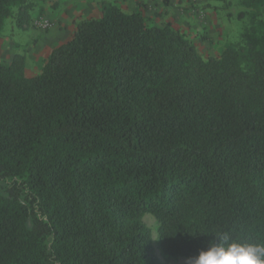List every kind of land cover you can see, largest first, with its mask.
I'll list each match as a JSON object with an SVG mask.
<instances>
[{
    "label": "trees",
    "instance_id": "trees-1",
    "mask_svg": "<svg viewBox=\"0 0 264 264\" xmlns=\"http://www.w3.org/2000/svg\"><path fill=\"white\" fill-rule=\"evenodd\" d=\"M31 7L0 0V30ZM100 10L36 75L0 60V264H166L146 213L166 257L264 244V27L205 58L169 22Z\"/></svg>",
    "mask_w": 264,
    "mask_h": 264
},
{
    "label": "rangeland",
    "instance_id": "rangeland-1",
    "mask_svg": "<svg viewBox=\"0 0 264 264\" xmlns=\"http://www.w3.org/2000/svg\"><path fill=\"white\" fill-rule=\"evenodd\" d=\"M31 2L25 26L20 24L17 15H13L5 20L0 30V60L7 64L14 55L23 56L27 76L40 72L49 50L62 42L68 33L58 24L41 28L36 23L40 18L52 17L48 11L56 1ZM142 9L149 24L171 23L194 43L205 58L218 56L227 45L238 43L247 26L264 27V9L245 6L242 0H152V3H144ZM13 10L16 14V7ZM142 220L149 228L153 252L158 259L166 264H184L185 258L190 255L166 257L162 254L157 241L155 217L146 213Z\"/></svg>",
    "mask_w": 264,
    "mask_h": 264
},
{
    "label": "clouds",
    "instance_id": "clouds-1",
    "mask_svg": "<svg viewBox=\"0 0 264 264\" xmlns=\"http://www.w3.org/2000/svg\"><path fill=\"white\" fill-rule=\"evenodd\" d=\"M184 264H264V244L244 242L225 232L206 241Z\"/></svg>",
    "mask_w": 264,
    "mask_h": 264
},
{
    "label": "crops",
    "instance_id": "crops-1",
    "mask_svg": "<svg viewBox=\"0 0 264 264\" xmlns=\"http://www.w3.org/2000/svg\"><path fill=\"white\" fill-rule=\"evenodd\" d=\"M47 2L56 1L54 7L48 11L52 17H47L50 26L59 25L67 33L65 41L70 37L74 26L79 18L98 17L101 14L100 2L102 0H44ZM126 12H141L144 14L142 5L152 3V0H110ZM43 16V15H42ZM62 41V42H63ZM61 43V42H60Z\"/></svg>",
    "mask_w": 264,
    "mask_h": 264
},
{
    "label": "built area",
    "instance_id": "built-area-1",
    "mask_svg": "<svg viewBox=\"0 0 264 264\" xmlns=\"http://www.w3.org/2000/svg\"><path fill=\"white\" fill-rule=\"evenodd\" d=\"M37 25L41 28H48L50 26V22L46 18H40L36 21Z\"/></svg>",
    "mask_w": 264,
    "mask_h": 264
}]
</instances>
